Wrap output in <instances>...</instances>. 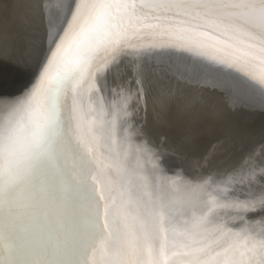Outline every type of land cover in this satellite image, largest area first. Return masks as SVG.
Here are the masks:
<instances>
[{"label": "bare ground", "instance_id": "1", "mask_svg": "<svg viewBox=\"0 0 264 264\" xmlns=\"http://www.w3.org/2000/svg\"><path fill=\"white\" fill-rule=\"evenodd\" d=\"M8 1L0 0V19ZM20 7L1 35L0 121L14 111L25 120L39 114L41 73L76 0H26ZM74 56L70 45L65 59ZM93 64L94 75L69 85L62 97L64 130L78 150L55 145L56 202L15 222L17 264H27L37 242L71 245L77 225L88 222L89 185L99 187L107 174L121 172L141 203L163 215L169 255L207 245L205 259L230 264L264 245V85L222 47L195 48L166 35L132 36L114 54L98 53ZM83 155L93 168L86 178ZM8 224L0 208V264H6ZM173 258L177 264L184 259Z\"/></svg>", "mask_w": 264, "mask_h": 264}, {"label": "snow or ice", "instance_id": "2", "mask_svg": "<svg viewBox=\"0 0 264 264\" xmlns=\"http://www.w3.org/2000/svg\"><path fill=\"white\" fill-rule=\"evenodd\" d=\"M140 33L188 40L195 48L220 46L264 85V0H76L71 22L41 73L44 102L39 114L30 112L25 120L14 111L0 121V208L9 220L3 241L6 264H17L20 258L17 219L56 202L57 178L51 168L55 145L66 142L78 150L64 130L66 89L75 88L85 75H94L98 53L114 54ZM70 45L75 56L67 60ZM53 66L55 75L50 71ZM94 132L89 124L87 133ZM81 166L86 178L93 171L86 155L81 156ZM89 188L88 222L77 225L72 244L53 248L37 242L27 264H46L44 258L68 264H177L174 256L184 257L180 264H217L205 259L207 245H185L187 251L169 255L163 215L141 203L123 172L116 178L109 173L99 187ZM249 252L264 254V245L240 253V259L230 264H264Z\"/></svg>", "mask_w": 264, "mask_h": 264}, {"label": "rangeland", "instance_id": "3", "mask_svg": "<svg viewBox=\"0 0 264 264\" xmlns=\"http://www.w3.org/2000/svg\"><path fill=\"white\" fill-rule=\"evenodd\" d=\"M26 0H9L8 3L4 6V8L1 10L2 17L0 21V48L3 46L5 42V36L1 37L4 29V25L7 23H11L13 20V13H15V9L20 10L21 4H23ZM15 11V12H14ZM11 17V18H10Z\"/></svg>", "mask_w": 264, "mask_h": 264}]
</instances>
